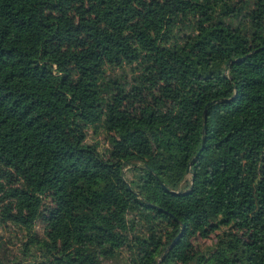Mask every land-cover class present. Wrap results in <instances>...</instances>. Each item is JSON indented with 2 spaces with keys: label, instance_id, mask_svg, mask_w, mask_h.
Segmentation results:
<instances>
[{
  "label": "trees",
  "instance_id": "trees-1",
  "mask_svg": "<svg viewBox=\"0 0 264 264\" xmlns=\"http://www.w3.org/2000/svg\"><path fill=\"white\" fill-rule=\"evenodd\" d=\"M238 1L0 0L2 219L49 201V264H155L178 221L161 264H264V0Z\"/></svg>",
  "mask_w": 264,
  "mask_h": 264
},
{
  "label": "rangeland",
  "instance_id": "rangeland-1",
  "mask_svg": "<svg viewBox=\"0 0 264 264\" xmlns=\"http://www.w3.org/2000/svg\"><path fill=\"white\" fill-rule=\"evenodd\" d=\"M238 1V0H237ZM245 1V0H241ZM241 4V2L238 1ZM111 78H116L122 82H128L132 79V72L129 67L122 69H112L109 71ZM138 104V103H136ZM130 105V104H129ZM131 106V105H130ZM88 144L97 142L99 144V150L101 152L108 146L107 133L103 129H99L94 132L93 128H88L87 137L85 140ZM124 169V174L129 178L131 176ZM191 174L186 175L185 185L190 180ZM0 182L3 184L5 190H9L16 186L21 185V180L13 174L11 171L6 170L1 178ZM45 208L42 209L41 214L33 220L29 221L30 231H27L22 225H16L11 221H3L4 213L8 212V215L18 216L22 220H25L24 215L20 214L16 207V201L14 199H7L0 202V259L9 261V264H23V263H37L42 260L47 253V260L45 263H55L54 254L59 255L61 248L59 240L53 243L48 237V232L51 231V227L48 224L47 216L51 206L49 201H45ZM219 228H214L213 232L207 236L197 234L191 238L192 248L198 251H205L208 246L216 241L217 233L220 232ZM222 230L224 229L221 228ZM54 253V254H53ZM112 258L103 259L102 264H127L129 261V253L124 252L121 255H117Z\"/></svg>",
  "mask_w": 264,
  "mask_h": 264
},
{
  "label": "water",
  "instance_id": "water-1",
  "mask_svg": "<svg viewBox=\"0 0 264 264\" xmlns=\"http://www.w3.org/2000/svg\"><path fill=\"white\" fill-rule=\"evenodd\" d=\"M208 105V104H207ZM204 116H206V109H204V112H203ZM204 148V141H202V145H201V148L199 149V151L196 153V155L194 156V158L191 160V162L188 164V168H187V171L189 170L192 162L199 156V154L201 153V151L203 150ZM179 224H180V231L178 232V234L174 237V239L171 241V243L169 244L168 248H166L164 250V252L162 253L161 256H159L156 260V263L155 264H161L162 260L164 259V257L169 253V251L172 249V247L176 244V242L182 237L183 235V232H184V228H185V225L183 222H180L178 221Z\"/></svg>",
  "mask_w": 264,
  "mask_h": 264
}]
</instances>
